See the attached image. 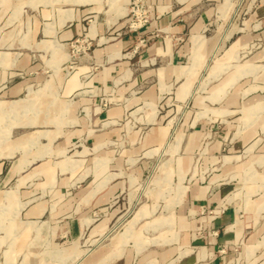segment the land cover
<instances>
[{
    "label": "crops",
    "instance_id": "1",
    "mask_svg": "<svg viewBox=\"0 0 264 264\" xmlns=\"http://www.w3.org/2000/svg\"><path fill=\"white\" fill-rule=\"evenodd\" d=\"M42 1H33L32 11L49 15L50 22L36 25L29 41L19 32L17 40L14 31L2 34L0 63L30 61L26 51L55 67L67 59L64 43L84 33L90 11L46 9ZM224 2L153 0L156 18L150 24L109 40V30L122 26L118 11L89 27L87 35L98 42L90 61L100 68L83 64L66 81L62 96L73 103L65 121L56 113L31 118L27 97L10 100L28 91L26 81L2 91L1 118L24 113L25 119L1 121L2 130L12 127L13 133L12 142L10 135L0 139V264H35L26 255L42 246L39 239L57 248L63 238L75 244L90 235L87 214H75L93 203L105 206L122 187L119 182L107 188L116 180L115 162L150 157L164 147L169 130L161 104L181 107L199 92L207 95L196 99L193 127L166 148L180 199L158 215L153 204L140 206L119 241L85 252L82 264H264V47L240 57L252 39L264 41V0L250 18L255 34L229 42L217 57L206 34ZM22 11L3 5L0 29L7 25L3 14ZM5 68L2 78L11 76ZM205 71L208 89L201 91ZM128 113L139 117L124 143ZM72 190H78L76 198L69 197ZM107 229L104 219L91 234Z\"/></svg>",
    "mask_w": 264,
    "mask_h": 264
},
{
    "label": "rangeland",
    "instance_id": "2",
    "mask_svg": "<svg viewBox=\"0 0 264 264\" xmlns=\"http://www.w3.org/2000/svg\"><path fill=\"white\" fill-rule=\"evenodd\" d=\"M33 1L35 0H0V10L3 5H20L24 9L20 14H3V20L6 21L7 25L4 26V29H0V36L2 34L13 33L14 31L12 39L15 38L17 40L19 32L22 38L29 41V39L32 40L35 36L36 25L50 22L49 15L44 19L41 17L44 15L40 16L37 12L32 11L31 5ZM258 1L225 0L220 13L217 14V17H214L206 34L207 37L212 38L214 43H216L215 53L218 52L217 57H220L227 49L229 42L231 44V42L241 37V35L249 34L253 36L255 34L256 31L252 29L250 18ZM42 3L43 7H48L46 9H50V6L55 5L58 9L61 7H80L83 10L90 11L84 22L86 29L82 35L64 43L63 51L68 57L66 56L67 59H62L56 67L50 61L42 60L38 53L33 51H26V54L30 56V61L23 62L21 60L20 62H14L6 60L4 64L0 63V75L4 67H6L5 70H8L6 73L11 74L10 77L2 78L0 76V102L2 91L8 85L11 86L12 84L26 81L28 91L10 100L27 97L25 104L27 112L25 113L31 118L49 117L56 113L59 118L58 121H65L72 109V105L70 104L73 103L72 98L66 101V98L62 96L66 81L83 64H89L93 68V71H97L100 68L98 63L90 61L98 42L87 35L89 27H94L95 24L104 22L106 18L111 17L113 13L118 11V14L121 16L120 25L122 24V26L121 28H111L109 30L106 37L109 40V38H119L124 33L141 30L156 18V14L154 12L153 0H44ZM43 7L42 9H44ZM18 21H20V24ZM17 27L20 28V31L17 30ZM140 42L142 45L146 43L145 40H141ZM263 47V39H252L240 50V57L246 58ZM205 70L208 72V67ZM206 71L199 79L201 91H207L208 89L207 81L204 79ZM12 73H16V76ZM82 81H84V77H82ZM206 95V93L199 92L195 96L193 95L181 107H177L175 102L171 103L167 108L161 104L159 111L163 116L165 125L168 124L166 126L167 132L169 130L167 134L168 138L165 141L167 143L156 154L150 157L139 155L133 157L132 160L124 158L120 163H114L118 167L116 170L117 176H115L116 180H111L112 183L107 188L109 189L111 185L119 182L123 183L122 187L111 193L105 206L93 203L84 209V211H81L80 208L75 214H87L90 220V235L87 234V236L77 240L75 244H66V239L63 238L58 241L57 248H53L48 241V243L44 241L40 242L39 239L37 243L39 242L42 246L37 249L36 253H31L30 255L27 253L26 260L30 259V262L32 260L35 264H82L85 252L99 247L111 248L112 245L118 242L119 238H117V235L121 234L127 227L135 211L140 206L146 203L149 205L153 204L157 215L166 210L168 212L171 211L175 201L180 199V192L178 191L179 184L176 176L171 171L172 152L168 153L166 148L168 142L172 144V141L180 131L187 133L193 127L194 114L199 110L196 99L203 98ZM103 106L105 108L109 106V101L106 98H104ZM9 107L12 108L11 106ZM138 112L137 114H139ZM137 114L128 113L123 119L126 122L130 121L129 127H127L124 133L123 142L126 141L130 131L137 129L136 120L139 117ZM1 115L0 111V139L3 137L8 138L10 135L11 141L9 142H12V127H10L9 133L2 130L1 121L5 123L9 121L11 123L24 121L25 115L24 113L23 115L17 113L19 117L15 118H12L15 114H10L11 116L6 118H1ZM64 127L62 126V128ZM65 130L64 128L63 132ZM80 144L81 142L78 143V145ZM117 149H120L119 146ZM108 189H106L107 193L109 192ZM77 193L78 190H72L69 192V197L76 198ZM75 210L78 209L75 207ZM104 219H107L108 222L107 231L100 235H92L91 229ZM141 226V222L136 224L134 228L136 233L141 231ZM45 229L47 230V227L40 228L41 231ZM39 233L41 234V232ZM131 240L127 241V245L131 244Z\"/></svg>",
    "mask_w": 264,
    "mask_h": 264
}]
</instances>
